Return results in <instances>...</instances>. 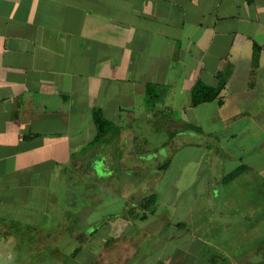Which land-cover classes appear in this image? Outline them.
<instances>
[{
    "label": "crops",
    "instance_id": "1",
    "mask_svg": "<svg viewBox=\"0 0 264 264\" xmlns=\"http://www.w3.org/2000/svg\"><path fill=\"white\" fill-rule=\"evenodd\" d=\"M255 159L264 0H0V264H195L175 229L203 197L233 219Z\"/></svg>",
    "mask_w": 264,
    "mask_h": 264
},
{
    "label": "rangeland",
    "instance_id": "2",
    "mask_svg": "<svg viewBox=\"0 0 264 264\" xmlns=\"http://www.w3.org/2000/svg\"><path fill=\"white\" fill-rule=\"evenodd\" d=\"M231 89L233 90V84ZM240 126L241 124L238 125V127ZM136 127L143 129L142 133L145 132L146 135H150V132L148 131L149 128H147L146 126L143 127L142 124H139L136 125ZM160 129L161 128H159L158 130ZM185 129H189V127H186ZM250 135H251L250 133H246L243 136H241L242 137L241 141H243L242 145L246 148L250 144V142H248L249 139L251 138ZM157 136L160 137L161 134L158 133ZM165 136H168L167 132ZM165 138L166 137L163 136L159 142H161L162 139ZM195 142H196V138L194 139L193 143ZM159 145L160 143H157V146ZM244 151H246L245 148H243V150L241 151L239 148H233V154L243 153ZM261 160L263 159L253 160V163L259 164V165H255V170L260 174L262 173V168H263L262 166H264L263 164L264 160L263 161ZM129 161H133V160L129 159ZM159 161L160 162H158V165H165L166 163L167 164L169 163L168 158L160 157ZM263 177H264V173H262L260 176H255L254 180L257 179L255 183L253 182V185H251L252 183L246 185V188L243 185L242 187L241 185L238 186V183L233 185L234 188H237L233 192H236V194L243 193L245 198L244 200L242 198L233 199L234 203L236 204L235 205L236 209H233V211L236 212L239 211L238 212L239 215L238 214L233 215V221L231 220L229 223H227L226 227L224 228L219 227L214 230V226L222 225L223 222L220 220H215L214 218L220 217V219H224L225 216L228 217L229 215L227 212L224 214L222 213L221 198L220 197L211 198L210 202L213 204V206H211L212 214H206L201 211V208L204 209L207 208V212L209 213L208 210L209 207L207 205L208 201L205 199V197L200 198L197 201V206L196 207L194 206L193 210H191L188 213L187 222H185L184 228L175 229L177 230L175 235H180L182 232L188 233L187 240L184 241V245H186L188 240L190 241V246L187 249L188 251L189 250L193 251V256H191L192 261L188 260L189 263L212 264L213 262H211L208 259V256H211L213 254L215 255L218 254V259H217L218 264H264V263H258L260 262V260H258L261 258L260 255L262 254V256H264V246H263L264 245V204H262L264 202V184L262 183ZM200 186L203 189V182L202 185ZM191 194H193V192H189V194L187 195V201L193 199V197H190ZM167 196L168 195L166 194L165 197L167 198ZM183 198L184 199L186 198L185 192H184V196L181 199ZM198 204L200 208L198 207ZM249 208H253V209L250 210ZM194 210H198L201 212L202 214L200 215L201 220L199 219V214H197V212ZM178 214L180 217L183 216V213H178ZM194 219H196V222H193ZM197 236L202 237L207 242L206 245L207 250H204V253H202L203 256L202 255L199 256L197 253L195 255V251L198 252V246L201 244V242H196ZM191 237H192V241L190 240ZM156 249H158V255H159L160 247L158 248L156 247ZM167 251L169 255L171 251L177 252L178 249L176 247V244L170 243L167 246ZM258 256L260 257L258 258Z\"/></svg>",
    "mask_w": 264,
    "mask_h": 264
},
{
    "label": "trees",
    "instance_id": "3",
    "mask_svg": "<svg viewBox=\"0 0 264 264\" xmlns=\"http://www.w3.org/2000/svg\"><path fill=\"white\" fill-rule=\"evenodd\" d=\"M149 92H151L150 88L148 89V93ZM193 98H194L193 99L194 104H199V103L211 101L214 99H219V101L222 100L221 96H220V92H219V90H217V88H214V87L202 84V83L199 84L198 89H197ZM95 116H96V121L98 124L99 133L101 134L105 131V129L108 125V121L102 117L100 110L95 111ZM244 169H245V166H242L241 168L236 169L235 171H233V174L231 176H233V178H235ZM262 245H263V243H262ZM260 256H261V258L258 259ZM260 256H258V258H256V259L260 260V262H258V263H264V256H262V254ZM217 259H218V254L214 255V257L211 258L210 261L217 264L218 263Z\"/></svg>",
    "mask_w": 264,
    "mask_h": 264
},
{
    "label": "flooded vegetation",
    "instance_id": "4",
    "mask_svg": "<svg viewBox=\"0 0 264 264\" xmlns=\"http://www.w3.org/2000/svg\"><path fill=\"white\" fill-rule=\"evenodd\" d=\"M161 120H162L161 123L166 122V119H165V118H163V119H161ZM136 125H137V124H136ZM136 125H135V127H136ZM160 128H161V126H160ZM160 130H161V129H160ZM160 130H159V131H160ZM123 131H125V129H124ZM136 132H137V131H136ZM140 133H141V132H140ZM142 135H146L145 132H143ZM155 201H156V199H155ZM228 210H230V208L225 209V213H226V212L228 213V212H229ZM223 214H224V213H223ZM228 214H230V213H228ZM216 216H217V215H216ZM218 216H220V215H218ZM230 218H231L230 215H228V217L225 216L224 219H220V217H215V218H214L215 220H220V221H223V222H222V225H219V226L216 225V226H214V228L217 229V228H219V227H221V228H222V227H223V228L226 227V224H227V223H229L231 220L233 221V219H230ZM184 224H185V223H184ZM181 234H184V232H182ZM175 236L177 237L178 235H175ZM196 242H201L200 246H201V245H205V246L207 245L206 240L203 239V238L200 237V236H197V238H196ZM209 245H210V244H209ZM210 251H213V250H210ZM214 255H215V254H213V255H211V256H208V255H206V256H208V259L211 260V258H213ZM206 258H207V257H206ZM212 264H214V263H212ZM215 264H216V263H215ZM217 264H218V263H217Z\"/></svg>",
    "mask_w": 264,
    "mask_h": 264
}]
</instances>
